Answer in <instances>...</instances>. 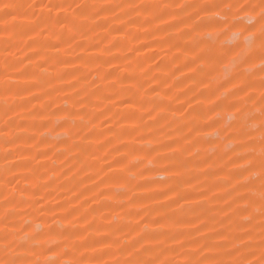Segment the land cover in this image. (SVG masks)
Listing matches in <instances>:
<instances>
[{"label": "rangeland", "instance_id": "rangeland-1", "mask_svg": "<svg viewBox=\"0 0 264 264\" xmlns=\"http://www.w3.org/2000/svg\"><path fill=\"white\" fill-rule=\"evenodd\" d=\"M260 3L0 0V262L259 264L260 42L200 57Z\"/></svg>", "mask_w": 264, "mask_h": 264}, {"label": "snow or ice", "instance_id": "snow-or-ice-1", "mask_svg": "<svg viewBox=\"0 0 264 264\" xmlns=\"http://www.w3.org/2000/svg\"><path fill=\"white\" fill-rule=\"evenodd\" d=\"M3 7L5 9H8V8H18L21 6L4 4ZM29 7L32 6L29 5ZM220 7L221 5L218 4H208L203 6V10L206 11L207 13H213V9H218ZM226 7L228 8V11L230 13L231 9L236 6L227 5ZM256 7L260 8L259 16L253 17L251 13H248L247 20L249 22L243 27H241L240 24V21L243 19L242 17L236 16L233 18L234 22L232 25H230L227 31H232L233 29H235V31L233 32V36L235 37L234 41L225 42L223 39H221L220 36H216V39H214L204 47L203 54L200 58L203 59L204 56H207L209 60H216L219 61L220 63H223L225 58H230L231 62L233 63L239 62V64H247L251 62L253 56L256 54V52L253 50L252 47L253 43L255 41H259L260 42L259 55L261 59V64L259 65V67L261 72L264 73V0H261V3L259 5H245L241 8V11L247 12L248 8H253L254 10ZM217 15H219V13H213L211 16L206 17L209 20V24L204 25V27L207 28L211 26L212 21ZM206 18L202 17L201 19L203 21ZM225 23H227V20L225 21ZM257 25H260L258 31H257ZM193 30L199 32L202 29L199 25H197ZM245 33H247V35H245ZM241 37L244 41L243 46L240 43ZM217 42H219V47H217ZM204 43H205L204 41H200L197 44V47H200ZM248 86L250 87L251 85ZM261 86L264 87V79L261 80ZM231 94L236 95L237 93L232 92ZM261 99L262 101H264V96H262ZM262 116H264V109H262ZM262 143H264V137H262ZM261 167L264 168V160L261 161ZM261 215L264 216V205H262ZM262 227H264V225H262ZM37 238L38 237L35 234H33V236L31 237V239H37ZM25 243H27V241H25ZM0 264H22V262L16 259H10L0 262ZM50 264H55V262L54 261L50 262ZM129 264H154V262L135 261V262H129ZM259 264H264V255L261 256Z\"/></svg>", "mask_w": 264, "mask_h": 264}]
</instances>
